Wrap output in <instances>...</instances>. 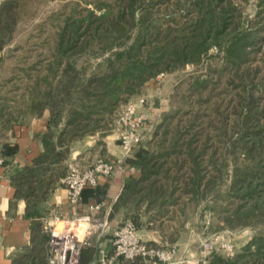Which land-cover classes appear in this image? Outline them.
<instances>
[{"label":"trees","instance_id":"obj_1","mask_svg":"<svg viewBox=\"0 0 264 264\" xmlns=\"http://www.w3.org/2000/svg\"><path fill=\"white\" fill-rule=\"evenodd\" d=\"M23 1L0 3L2 51ZM255 1L256 24L245 26L233 0H88L85 13L73 6L68 13L61 10L52 61L43 71L34 66L24 70L21 105L0 95L3 147L14 125L48 112L47 130L38 135L40 153L9 175L15 197L39 214L37 205L67 170L74 142L98 134L104 153L102 139L121 105L143 94L159 74L198 64L215 46L224 63L214 72L233 73L229 83L240 88L236 100L211 102V73L192 77L184 105L161 112L137 146L138 174L124 182L113 211L127 206L125 219L157 228L170 244L204 202L217 232L263 222L264 104L256 94L263 83H253V71L245 66L264 40V0ZM2 61L3 56L0 70ZM206 91V98H200ZM214 119L220 125H213ZM32 231L31 241L42 249L41 223L34 221ZM94 253L93 246H83L79 263L86 264ZM209 264H264V234L252 237L232 257L213 253Z\"/></svg>","mask_w":264,"mask_h":264},{"label":"crops","instance_id":"obj_2","mask_svg":"<svg viewBox=\"0 0 264 264\" xmlns=\"http://www.w3.org/2000/svg\"><path fill=\"white\" fill-rule=\"evenodd\" d=\"M1 2L2 0H0ZM1 57L2 50H0V59ZM159 81L156 79L149 84L145 89L146 92ZM156 94V106H152L147 97L149 94H145V97L143 96L145 103L139 108V111H145L149 116L145 121V128L148 124H152L155 120L153 119L154 113L158 110L162 111L161 108L165 103L159 92ZM158 105L162 107L158 108ZM47 124L48 112L44 111L39 117L31 118L23 124L14 125L4 140V164L0 168V264H46L48 256L47 235L42 231L46 237L42 249H40V245L31 241L34 221L42 225L43 218H50L60 214L62 217L55 222V228L60 230L69 224L70 229L82 239L86 235L88 223L83 220L68 223L65 222V218L71 217L73 212L77 216L91 214L96 217H103L108 212V229L104 233H100L99 230L92 231L88 237L89 245L95 249L93 257L89 260L91 262L97 255L98 248L103 247L110 250L111 230L126 218L127 206H121L113 211V204L128 177L138 174L136 166L138 147L133 148L129 154H125L119 146L116 129L105 136L104 153L98 150L91 151L96 144V138L93 136L73 143L69 160L77 164L80 163L79 165L81 166L103 158L115 163V172L111 176H99L95 187H86L76 206L73 207L68 204L67 191L59 180L57 186L47 195L46 199L37 205L36 210L39 212L37 215L34 214L32 209H27L25 200L15 197V189L10 183L9 175L13 169H21L26 164H29L40 153L41 143L38 135L47 130ZM118 159H122L120 164L116 162ZM131 168L134 169V172L131 171ZM99 202H102L103 206L99 210L90 212L89 206ZM198 218L195 214L193 224L187 222L189 231L184 237L182 236L175 242L181 254H183L182 256H187L193 260L192 264H196L194 259H196L199 248L198 234L194 230V223H196ZM144 219L146 218L143 217ZM139 234L143 240L151 244H170L163 232L156 228L140 229ZM247 242L248 239L241 240L240 246Z\"/></svg>","mask_w":264,"mask_h":264},{"label":"rangeland","instance_id":"obj_3","mask_svg":"<svg viewBox=\"0 0 264 264\" xmlns=\"http://www.w3.org/2000/svg\"><path fill=\"white\" fill-rule=\"evenodd\" d=\"M238 5L240 11L242 12L240 21L241 26L256 24L254 17L256 12V1L255 0H233ZM66 5V6H65ZM72 6L77 10L85 13L84 9L91 7L88 4V0H24L22 3V7L20 9V13L18 15V21L16 24V28L13 32L11 40L4 47L2 51L3 61L1 64L0 70V81L3 86L0 89L1 96H8V103L10 104H20L21 105V96L24 90V84L26 82L25 79V69L30 68V66H34L39 71H43V69L52 61V51L54 46L53 35L57 29L59 24V20L62 19L61 10H65L66 13L70 12ZM68 7V8H65ZM141 14V10L139 8L136 9V16L139 17ZM153 17L162 18V14H153ZM223 61V52L219 48L212 46L209 51L202 57L201 61L198 64H188L181 69H178L174 72L164 73L161 77L160 81L157 84H154L151 88L144 90V94L139 96H144L145 94H149L147 97L149 98V102L152 106H156V96L157 92L162 99H164V106H159L161 108V112H167L171 108L182 107L184 105V96L187 94V89L189 83L192 81V77L204 73H211L212 80V93H211V102L223 100L222 103L231 99L236 100V93L240 90V88H234L230 83L231 76H233L232 72H227L223 70L220 73L214 72L217 68H222ZM252 69L251 75L253 76V83L258 85L262 84V88H260V92L256 94H260V104H264V40L261 41V45L258 50H255L251 56L250 61L245 65ZM32 72V71H28ZM157 78V77H156ZM156 80V79H155ZM234 82L238 83L239 79L234 78ZM153 88V89H152ZM158 88V89H156ZM209 91L202 93L200 98H206V94ZM138 96H135V99ZM191 97L197 100V95L193 94ZM11 99V100H10ZM122 106V105H121ZM120 106V107H121ZM204 104H201V108H203ZM185 108V107H184ZM206 112V111H205ZM213 114L210 118H212ZM219 119H214L212 122L213 125H220ZM159 122V118L154 120L152 124H148L144 130L145 140L150 133L152 132L153 127ZM152 125V126H151ZM114 126L105 131V136L107 134H111L114 130ZM96 138V144L91 151H102L103 147L98 144V140L100 137L98 134L92 135ZM105 136L103 137V143L105 146ZM89 137V136H88ZM87 138V137H86ZM105 149V147H104ZM68 163H75L72 160L67 161ZM95 163V162H93ZM80 164V163H79ZM92 163L84 164L90 165ZM207 202H204L200 205L197 212L195 213L198 219H196L195 232L198 234V242L203 240L205 237H208L212 233L217 231L215 217L214 215L207 209ZM210 213V225L208 228L205 227L204 216ZM195 214L189 216L187 222H191L193 224V217ZM142 221H145V219ZM140 229H148L146 226L140 227L138 223H135ZM187 226V223H186ZM157 229V228H156ZM214 229V230H213ZM225 230H230L233 232L232 237L234 238V242L237 246L236 250H239L242 246H240L241 240H246L248 236L241 235L244 230L250 231L252 237L258 234H264V221L257 223L252 226L246 227H237L235 229H224L218 232H223ZM189 228H182L180 231L177 240L184 237ZM177 242V241H176Z\"/></svg>","mask_w":264,"mask_h":264},{"label":"built area","instance_id":"obj_4","mask_svg":"<svg viewBox=\"0 0 264 264\" xmlns=\"http://www.w3.org/2000/svg\"><path fill=\"white\" fill-rule=\"evenodd\" d=\"M164 74L157 76L159 81ZM145 103L143 96L127 101L120 107L114 128L117 130L119 146L125 154H129L133 148L139 146L145 134V121L149 118L148 113L139 111ZM161 111L154 113L153 119H158ZM118 164L122 159L116 160ZM4 164L3 146L0 142V168ZM134 172V169L131 168ZM115 172V163L110 160H99L90 165L81 166L77 163H68L64 175L59 178L60 184L66 189L68 204L76 206L81 199L82 192L86 187H95L99 176H111ZM102 202L89 206V211L99 210ZM108 215L96 217L91 214L77 216L75 212L71 217L65 218V222L74 223L83 220L88 223L86 235L80 239L67 224L58 230L55 222L60 220V214L50 218H43L42 228L47 235L48 256L46 264H80V252L83 246L89 245V235L92 231L99 230L104 233L108 227ZM210 213L204 216L205 227L210 225ZM251 232L244 230L241 235L252 238ZM233 232L225 230L215 232L200 241L197 250L196 264H209L213 253H220L224 257H232L236 252V244L232 237ZM179 247L174 244L158 245L143 240L138 227L130 220L125 219L111 230V248L107 250L98 248L94 260L87 264H192L193 261L187 256H182Z\"/></svg>","mask_w":264,"mask_h":264}]
</instances>
